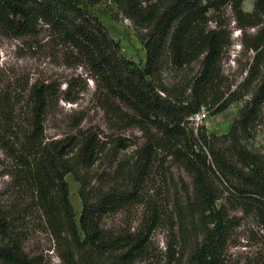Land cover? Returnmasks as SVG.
Masks as SVG:
<instances>
[{
  "label": "trees",
  "instance_id": "1",
  "mask_svg": "<svg viewBox=\"0 0 264 264\" xmlns=\"http://www.w3.org/2000/svg\"><path fill=\"white\" fill-rule=\"evenodd\" d=\"M112 1L139 30L143 66L122 55L119 42L95 13L100 0H0V35L35 38L47 31L65 62L82 67L96 83L99 106L112 129L104 139L100 127H80L79 117L61 137L45 136L47 115L61 95L75 102L68 95L71 82L63 91L56 81L34 83L23 104L13 92L0 95V150L11 162L2 174L13 175L31 200L18 209L0 195V264H40L25 249L24 218L33 211L61 264L148 262L154 256L153 232L164 216L161 207L147 205L146 218L133 229L107 220L141 201L159 150L190 178L185 201L174 203L165 219H176L171 231L178 236L166 247L165 264H225L237 219L232 211L251 216L264 230V155L243 143L264 105V0H254L250 12L242 8L243 0ZM227 8L237 29H257L243 43L254 53L248 75L234 88L221 65L230 32L218 18ZM169 66L178 76L172 83L163 77ZM243 99L226 133H207L193 125L191 117L202 108L216 114ZM129 126L138 127L145 140L134 160L116 161L111 177L100 172L87 178L101 164L108 143L117 151L130 146L118 134ZM67 173L80 183L78 218L69 200Z\"/></svg>",
  "mask_w": 264,
  "mask_h": 264
},
{
  "label": "rangeland",
  "instance_id": "2",
  "mask_svg": "<svg viewBox=\"0 0 264 264\" xmlns=\"http://www.w3.org/2000/svg\"><path fill=\"white\" fill-rule=\"evenodd\" d=\"M253 1L243 0L242 8L250 12ZM95 13L110 36L119 42L122 55L135 64L143 66L145 49L138 37L139 30L134 24L118 11L112 0H100L95 7ZM218 20L226 23L227 31L230 32V44L224 50L221 65L227 82L234 88L248 75L254 53L252 50H247L243 43L252 40L257 29L255 27H247L242 31L237 29L228 8ZM213 24L210 22V25ZM197 67L196 63L192 65L193 70H197ZM186 72L182 75H186ZM163 77L167 83L178 79L170 66L164 71ZM41 81H56L60 83L62 91L66 90L68 83L71 82V91L68 95L75 97V102H66L62 99L66 95L63 93L58 103L50 109L45 121L47 138L61 137L73 128L79 117H83L80 127H100L103 131L101 137L104 139L103 135L112 133L105 113L99 106L96 83L87 76V72L82 67L65 62L62 48L50 40L47 31L43 30L35 38L16 39L0 35V95L13 92L18 94V97H22L21 104H23L29 87ZM243 103L244 99L235 101L216 114H210V110L204 108L202 116L196 119L198 121L194 120L193 125L203 126L207 133L222 135L228 131ZM118 134L126 137L130 146L125 150L117 151L111 143H108L101 154V164L90 169L85 174L87 178L94 177L100 172L101 176L111 177L116 161L134 160L135 151L145 141L142 131L136 126H129L121 129ZM243 143L250 151L264 155V105L250 136ZM8 165H11L10 160L0 150V195L7 206H17L20 209L31 200L20 192L13 175L2 174L5 169H10ZM64 179L68 186L69 200L78 218L81 210L78 193L80 183L71 173H67ZM185 187H190L189 176L170 156L159 150L154 157L152 171L142 191L141 201L130 210L108 218L107 224L111 226L133 229L146 218L149 211L147 205L161 207L164 212L163 220L152 235L154 256L142 264H165L166 247L174 245L175 238L178 237L177 231H171L176 219L173 221L165 219L171 215L174 203L179 200L185 201ZM231 215H235L237 219L226 248L225 264H264V230L251 216L239 211H232ZM24 221L27 225L26 251L30 255L38 256L40 264H61L54 251L51 236L38 212L27 214ZM193 222L196 225V220ZM176 247L180 249L179 245Z\"/></svg>",
  "mask_w": 264,
  "mask_h": 264
},
{
  "label": "built area",
  "instance_id": "3",
  "mask_svg": "<svg viewBox=\"0 0 264 264\" xmlns=\"http://www.w3.org/2000/svg\"><path fill=\"white\" fill-rule=\"evenodd\" d=\"M204 108H202L199 112L193 114V116L191 117L193 120H196L197 118H200L202 115L201 113L203 112ZM198 121V120H196Z\"/></svg>",
  "mask_w": 264,
  "mask_h": 264
}]
</instances>
